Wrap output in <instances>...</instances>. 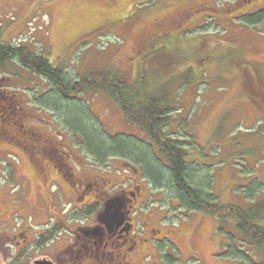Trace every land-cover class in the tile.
<instances>
[{
	"label": "rangeland",
	"instance_id": "obj_1",
	"mask_svg": "<svg viewBox=\"0 0 264 264\" xmlns=\"http://www.w3.org/2000/svg\"><path fill=\"white\" fill-rule=\"evenodd\" d=\"M243 2L244 0H0V41L27 48L35 55L45 53L51 61H59L65 74L71 76V79L97 70H114L118 74L125 71L126 75L131 76L135 63L130 61L135 60L132 56L137 51L135 49L142 29L159 33V25L163 27L172 17L177 16L173 21L185 30L182 34L187 35L185 38L188 39V44L193 48L199 47L198 52L205 61L201 66V58L197 57L198 61L190 68L193 70L190 75L192 80L170 89L175 102L172 105L175 110L169 117L170 132L178 143L180 141L188 146L191 160L202 155L200 165H213H210V170L206 168L205 172L216 176L209 186L216 185L215 193L221 203L240 204L248 208L264 199V129H261L263 125L258 128L260 121H264V96L259 99V107L244 96L242 67L235 62L243 58L253 65L251 68L257 66L260 70L264 69V15H259V19L254 18L256 14L249 16L251 21L242 17L248 6L251 10V5L260 2L262 5L259 7H264V0ZM117 3L122 4L120 13L124 10L131 14L134 11V18L124 20L123 17H115L113 4ZM184 10L186 12L180 16V12ZM98 22L96 27L103 29L91 31L94 28L91 25ZM177 31L181 33L180 30ZM203 43L206 45L200 46ZM5 67L3 71L0 69V76L6 74V71L11 75L0 79V105L7 98L14 99L15 102L21 99L28 113L26 125L31 123L41 128L60 144L64 143L63 146L72 149L76 155L81 154L87 159L83 151L86 138L60 116L52 106L54 103L47 102V109L39 108L41 102L38 101L37 94L40 91L44 93L45 90L48 92L47 82L28 69L19 68L15 62L8 63ZM94 90L83 91L80 95L70 92L67 97L70 101L73 100L74 107L77 104L81 109L85 108L106 137L113 141H118L123 136L126 139L133 137L134 141L149 146L141 127L129 124L124 119L117 100L105 91ZM10 110L9 114L8 110L5 114L9 116L16 111L18 118L21 111L15 108ZM89 135L90 138L95 137L91 132ZM95 138L100 143V139ZM1 143L0 264H30L36 258L43 257H51L55 264H65L64 260L68 264H87L93 261L91 254L95 248L90 243L89 249L75 244L74 231L78 229L77 226L91 222L94 212L89 209L86 214L71 212L68 201L75 192L70 190V184L68 188L63 185L56 173L52 176L53 189L55 188L59 198L52 199L54 203L47 201L45 195L51 199L48 185L40 180L39 175H35L38 174L34 168L38 166L36 155L34 157L30 152H24L17 144ZM196 143L205 146L200 147ZM197 149L199 153L194 154ZM96 159L98 156L92 153L89 155L91 162ZM111 161L112 163L106 162L102 170L96 166L91 168L90 173L106 174L113 178L118 176L119 182L125 184L128 179H135L149 191L151 201L140 205L146 212L137 211L135 220L140 224L146 220L159 228L179 230L175 236L179 242V252L168 243H164L160 250L148 242L147 245L143 244L146 254L139 264H196L197 258L188 251L189 239L193 240V245L200 252L202 264H254L252 260L264 264V253L255 245L236 247L242 251L235 259L232 254L229 255L232 249L227 248V232L216 231L213 218L209 215L204 213L203 216H194L197 212L187 214L184 218L175 215L171 208L173 198L169 200L163 185L160 184L159 190H154L147 183L150 179L141 178L140 171L144 167L139 161L129 158L126 161L118 158ZM200 165L198 163L199 169ZM17 170L27 174L30 183L28 188L24 189L16 182ZM92 187V195L97 196L102 192L99 184ZM133 192H129L131 202L136 201ZM125 194L127 193L118 198L124 199ZM65 200L67 202L64 203ZM174 218V222H177L175 224ZM45 223H48L49 228H44ZM232 224L223 223L227 227L225 229L236 230ZM43 236L45 239L41 241ZM47 236L50 237L49 240ZM143 236L149 237L148 232L143 233ZM17 240L22 242L20 249L16 251ZM98 245L99 242L95 247ZM116 248L119 247L112 250L109 246L101 245L99 251L94 252L99 261L95 260L91 264H107L110 254L118 255V252L115 253ZM14 260L16 263H13Z\"/></svg>",
	"mask_w": 264,
	"mask_h": 264
},
{
	"label": "trees",
	"instance_id": "obj_2",
	"mask_svg": "<svg viewBox=\"0 0 264 264\" xmlns=\"http://www.w3.org/2000/svg\"><path fill=\"white\" fill-rule=\"evenodd\" d=\"M248 1L244 2L247 3ZM113 6L115 17H123L124 20L131 19V17L134 18V11L131 14H127L124 10L120 13L121 3L113 4ZM116 13L118 16H116ZM259 15H264V9L258 11L254 18L259 19ZM248 17H244L245 20L251 21V18ZM176 18L177 16L172 17L163 27L159 26L160 32L158 34L146 32L142 29L135 49L137 51L132 56L135 60L130 61L135 63L132 67L131 76L129 74L126 75L125 71L123 74H118L114 70L112 72L97 70L90 73L86 72L77 79H71V76L65 74L59 61H51L45 56V53L35 55L27 48L12 46L0 41V69L3 71L8 63L15 62L19 68L28 69L47 82L48 92H46L47 90L44 93L40 91V95L36 93L37 98H39L38 101L41 102L39 108L47 109L49 108L48 104H46L47 102L50 103L52 101L54 103L52 106H54L60 116L70 126H73L76 132H80L86 138V147L83 148L82 145L80 147L85 151L87 159L85 156L82 157L81 154L79 156L76 155L68 147L66 148L69 150L70 158L66 153L65 157L57 159V156L53 155L48 159L41 151L42 145L47 142L48 137L52 140L56 139L31 123L26 125L28 113L24 109L21 99L15 102L14 99L7 98L8 100L3 105H0V142L8 145L17 144L18 148L21 147L23 151L25 150L24 152L35 154L38 162L41 159L43 164L54 161L53 164L57 165L58 168L66 164L69 166L73 165L75 169L81 170L86 163H90L89 165L93 167H104L103 165L106 162H110L114 158L125 161L129 158L135 162L139 161L144 167L141 170L142 172L140 171L141 178L150 179L147 183H150V186L156 190L160 189V184L163 185L166 188L165 192L169 200L173 198L177 203L175 209L179 210L182 215L197 212V215L194 216H203L205 213L213 218V225L216 231L227 232L228 237L224 236L228 239L227 248L232 249V252L228 254H232L234 259L236 256L241 255L239 252L242 251L237 250L236 247L255 245L264 253V199L257 201L253 207L248 208H244L240 204L230 203L226 205V203L224 205V203H221L215 193L216 185L214 184L213 187L209 186L210 181L212 182L214 177L216 179V176L208 175L205 172L206 168L210 170L209 168H212L213 165H200L199 161L203 160L202 155L195 160H191L192 157L189 155L188 146L180 141L178 143L170 132L171 123L169 117L171 112L175 110V106H172L175 103L174 95L170 89L177 84L182 86L192 80L193 77L190 78V75L193 70H190V68L194 62L198 61L197 57L201 58L199 60L201 66L205 61L198 52L199 47L193 48V46L188 44V39L185 38L186 34H182L185 30L183 31L182 27L180 28L173 21ZM99 22L92 24L91 26L94 28L90 30L99 31V29H103L96 27ZM177 30H180L181 33ZM205 45L203 43L200 46ZM235 64L242 67L241 83L244 96L251 102L253 101L256 107H259L261 105L259 99L264 96V69L260 70V67L257 66L251 68L250 66L253 65L247 63V60L243 58L235 62ZM5 73L0 76V79L11 75L9 71ZM184 74L187 76L183 77ZM86 90L105 91V93L117 100L124 119L129 124L141 127L149 146L146 143L134 141L133 137L126 139L123 136L122 138L119 137L120 140L113 141V139L106 137L105 134L103 135L101 128L96 125V120L90 117L85 108L81 109L80 106L75 104L76 109L73 105L74 103H72L73 100L70 101L67 97L70 92L80 95L81 92ZM3 95L6 96V94ZM12 108L21 111L18 118L16 111L8 116ZM7 110L8 114H5ZM179 122L182 123L180 120ZM260 125H263L261 129H264L263 120L260 121ZM90 132L100 139V143L95 137L90 138ZM196 145L205 146L202 143H196ZM29 148H31V151H28ZM197 150L194 154L199 153V149ZM91 153L98 156V159L88 163ZM155 156L159 161L156 160ZM80 159L83 160V164ZM198 163L201 169L198 168ZM69 169L67 168L66 171ZM16 179L19 184L20 180L17 177ZM114 183L116 182L114 181ZM118 186L125 190L131 188L128 187L127 183L121 182ZM66 187L68 188V185ZM141 189L145 193L146 189L142 184ZM142 200L143 203L148 202L149 196L144 195ZM174 214L178 216L179 213L175 211ZM219 223L220 225H218ZM223 223H233L231 226L236 230L233 228L225 229L227 227H224ZM151 226L155 225L151 223ZM164 229L172 231V236L174 237L179 232L176 228L165 227ZM189 240L188 251L190 253L194 251L195 245H193L192 239ZM219 244L220 246L223 245L221 242ZM182 248H184L183 245ZM234 248L235 250H233ZM252 263H254V260H252Z\"/></svg>",
	"mask_w": 264,
	"mask_h": 264
},
{
	"label": "flooded vegetation",
	"instance_id": "obj_3",
	"mask_svg": "<svg viewBox=\"0 0 264 264\" xmlns=\"http://www.w3.org/2000/svg\"><path fill=\"white\" fill-rule=\"evenodd\" d=\"M249 1H252V0H249ZM253 6H256V5H253ZM185 12L186 10L180 12L179 15L182 16L184 15ZM159 26L161 27V25ZM63 145L64 143L60 144L56 140H52L50 139V137H48L47 142L44 145H42L41 151L44 153V155L47 156L48 159L52 157L53 155L57 156V159H59V158H62L63 156L65 157L66 153L68 157L70 158V154L68 152L69 150H67L66 146L63 147ZM63 159H66V158H63ZM67 160L69 161V159ZM53 162L54 161L52 162L49 161L47 164H43V161L41 159L38 162V166L34 167L35 169H37L36 172H38V174H35V175L37 176L39 175L40 180L44 184L48 185V189L51 194V199H49V197L45 195L47 201L53 202L51 201L52 199L59 198V194L56 193L55 188L53 189L54 179L52 178V176H53V173H56L59 176L63 185L67 186L70 184V186L72 187L71 190L72 189L75 190L74 191L75 193H72L70 195V201H68V203L70 204L71 212L76 211L77 213L79 212L80 214H86L88 209L94 212V216L92 217L91 222H88L85 225L81 224L77 226L78 229L74 231L75 244L77 245L81 244L82 246L84 245L85 247L89 249L88 243H90L95 248L91 254L93 261H90L87 264L94 263L95 260L99 261L98 255H96L94 252L99 251V248L101 245L109 246L112 250L116 246H118L119 248L121 247L120 250L119 248H116L115 250V253L118 252L117 256L114 254H110V256L108 257L109 261L107 262V264H139V261L146 254L143 248V244L147 245L148 242L151 244V246L156 245V248H160L164 240H168V241L173 242V244H175V246L177 247L178 251H180L179 242L177 239H175L174 236H172L173 234L172 231L166 230L164 228L159 229L155 226L150 227L148 222L146 223L147 227H145V230L148 232L149 237L143 236V233L146 234L145 230L136 229L137 222L134 220V216L132 214L133 209H139L140 204L143 201L142 198L145 195L142 193L141 184H139L138 181H136L135 179L129 180L128 187H131V188H128V190H125V189L119 188L118 184H120V182H119V179H116L118 176L116 178H113L111 176L107 177L106 174H100V173L92 174L90 173L91 166L87 163L82 166L81 170H77L74 168L73 165L69 166L66 164H64L63 166L61 165L60 168H58V166L54 165ZM81 163L83 164V160H81ZM67 168H70V169L66 171ZM36 172L34 171V173ZM15 177H17L20 180L19 184L22 186V188L26 189L30 186L27 174L22 173V172L20 173L17 170L15 172ZM109 180L111 182H108ZM37 181L39 183L38 179ZM114 181L116 183H114ZM98 184H99V188H102V192L100 194H97V196H94L91 194V192H93L92 186L98 185ZM39 187H40V183H39ZM132 191H134L132 193L134 197L136 195V199H135L136 201L134 202L133 200L134 203L131 202L130 200L131 197H130L129 192H132ZM124 193H127L124 195L125 198L123 199L125 201V205L120 209L119 204L116 203L117 202L116 200H118V197H120V195L123 196ZM65 202H67V200H65L64 203ZM108 202L114 205V207L110 210V212H112L113 214V212L116 211L119 214V217L116 220H114L113 223L111 222L109 217L106 218L104 215L105 213L104 209L106 205L108 204ZM121 221L125 222L126 226L124 227L120 226ZM104 222L106 223L110 222L112 225L108 226ZM13 236L17 237L16 234H13ZM21 242L22 240H17L18 247L16 248V251L20 249L19 245L21 244ZM98 242H99V245L95 247V245H97ZM191 255L194 258H197L196 261L198 262L196 263L202 264V261H200V252L196 250V248L194 249V251H192ZM79 256L83 257L81 255ZM121 258L125 260L122 261ZM15 261L16 260H14L13 262L15 263ZM64 263L68 264V261L64 260Z\"/></svg>",
	"mask_w": 264,
	"mask_h": 264
},
{
	"label": "water",
	"instance_id": "obj_4",
	"mask_svg": "<svg viewBox=\"0 0 264 264\" xmlns=\"http://www.w3.org/2000/svg\"><path fill=\"white\" fill-rule=\"evenodd\" d=\"M35 264H53V263L46 259V260H36Z\"/></svg>",
	"mask_w": 264,
	"mask_h": 264
}]
</instances>
